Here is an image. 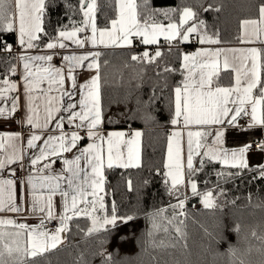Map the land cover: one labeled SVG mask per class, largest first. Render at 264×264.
Returning <instances> with one entry per match:
<instances>
[{
    "label": "snow or ice",
    "instance_id": "6c2138e0",
    "mask_svg": "<svg viewBox=\"0 0 264 264\" xmlns=\"http://www.w3.org/2000/svg\"><path fill=\"white\" fill-rule=\"evenodd\" d=\"M114 2L116 17L100 28L96 22V0H78L83 16L80 23H73L71 30L67 26L60 28L57 35L44 42V37L48 36L44 26L46 10L50 3L55 6V0H0V34H15L25 52L16 57L17 64L9 62L0 79V118L12 117L18 110H23L19 122L26 123L33 130L26 148L19 134L0 135V172L12 164H18L20 168L30 165L29 173L21 183L25 187V196H30V201L26 200L28 210L33 215L40 214L37 226L17 223L14 219H0V264H28V257L55 249L64 242L61 234L69 231L74 218L83 216L91 220L87 235L108 231V226L115 227L118 220L127 223L134 219L133 216H118L115 203L111 214L102 215L106 212L105 172L106 169L141 166L142 132L104 133L98 63L100 51L64 55L63 64L57 67L52 63L55 53L27 55V50L41 47L65 49L69 46L66 41L81 49L89 44L92 48L98 45L130 48L135 39L144 45H158L161 37L170 47L174 46V41L190 42L194 36L201 45L221 43L219 34L210 35L205 21L198 19L197 12L191 7L161 13L168 20L165 25L157 19L155 10L147 15L140 13L136 0ZM203 10L219 11V8L209 5ZM177 11L178 19L174 20L172 16ZM257 11L255 18L240 21L237 39L241 44H264V0H260ZM89 31L90 35L85 34ZM0 51H13L11 45L3 42L2 36ZM161 56L162 52L157 48L153 53L146 50L140 55H131L130 59L153 64ZM21 65L20 81L12 80ZM81 67L95 69L96 75L78 84L74 73ZM164 71L175 72L177 69L165 66ZM179 71L183 79L173 88L170 119L176 130L167 138V157L163 163L164 183L169 194L176 196L177 204L170 205L173 209L171 215L166 214V209H159L149 217L151 228L147 235L154 248H176L186 239L185 220L180 217H186L187 195L182 188L190 187L191 195L199 197L205 208L218 207L219 197L214 190L201 191L194 179L205 163L218 162L241 170L248 168L246 154L251 144L232 151L223 148L224 128H243L239 120L245 116L249 117L248 128L264 127V50L258 47L200 48L183 55ZM222 72L233 74L232 83H220ZM53 122L54 128L50 127ZM65 124L73 130L65 132ZM85 139L87 145L80 147ZM41 141L43 146L37 143ZM260 147L264 151V142ZM26 149L34 150L27 160ZM73 149L79 154L72 159L64 156ZM195 157H205L206 160L201 159L196 167ZM57 161L63 165L59 172L53 168ZM11 174L15 177V168L11 169ZM157 174H160L159 170ZM234 175L239 173H217L218 177ZM259 175L264 178V166H261ZM131 186L129 180V190ZM57 195L62 204L59 214L54 202ZM219 195H224L223 189H219ZM25 210L17 202L16 179H0V213L20 214ZM52 220H58L59 226L46 228L45 224ZM173 231L174 237L171 235ZM235 231H239V226ZM160 233L164 238L157 240ZM252 236L257 237V233L253 231ZM257 239L264 245V235ZM183 246L186 247V243ZM260 251L264 255V247ZM100 257L103 264H111L106 251H102ZM239 264H245V261L241 259Z\"/></svg>",
    "mask_w": 264,
    "mask_h": 264
},
{
    "label": "trees",
    "instance_id": "16d2710c",
    "mask_svg": "<svg viewBox=\"0 0 264 264\" xmlns=\"http://www.w3.org/2000/svg\"><path fill=\"white\" fill-rule=\"evenodd\" d=\"M96 2V22L98 27L103 28L116 17L115 2ZM136 2L140 13L147 15L155 10L157 19L165 25L168 20L161 13L191 7L197 12L198 19L205 21L210 35L219 34L221 43L218 45L232 46L240 43L237 39L240 21L258 15L260 0ZM209 5L219 8V11H204ZM178 16L179 11L172 18L175 20ZM82 19L78 0H55L54 7L50 3L44 24L48 36L44 37V42L57 35L60 28L67 26L71 30L72 24H79ZM0 36L9 45L17 43L15 34ZM193 40L195 43H191ZM191 42H173L171 48L168 43H160L154 48L135 44L130 49L101 52L99 64L104 128L140 129L143 134L139 168L106 169V212L102 215L111 214L112 204L115 203L118 216H133L134 219L121 222L108 231L87 235L90 219L74 218L70 222L65 244L43 255L28 257V264H103L100 257L102 251L111 257V264H239L241 259L245 264H264V255L260 251L264 245L257 239L264 235V178L260 177L258 168L241 170L215 162L205 163L194 179L201 191L214 190L219 197L218 207L207 209L199 197H187L184 207L186 217H180L185 220L183 230L187 235L176 248H154L147 235L151 228L149 217L159 209H166V214L171 215L173 209L170 205L177 204L176 196L169 194L164 183L163 163L167 138L173 127L170 123L173 88L183 79L179 71L182 50L199 46L196 39ZM157 48L162 56L156 63L141 64L130 59L131 55H140L146 50L153 53ZM9 62L17 64L16 55L0 51V79ZM165 66L177 71L165 72ZM158 170L160 174H157ZM218 172L239 175L218 177ZM219 189L224 190V195H219ZM237 226L238 232L235 231ZM253 231L257 237L252 236ZM171 235L174 237L176 234L173 231ZM162 238L164 234L160 233L157 240ZM185 243L186 247L183 246Z\"/></svg>",
    "mask_w": 264,
    "mask_h": 264
},
{
    "label": "crops",
    "instance_id": "0c3cea01",
    "mask_svg": "<svg viewBox=\"0 0 264 264\" xmlns=\"http://www.w3.org/2000/svg\"><path fill=\"white\" fill-rule=\"evenodd\" d=\"M85 34L90 35V31L88 33H85ZM85 34H80V35L83 36ZM16 40H17V43L15 45L19 49V54L16 55V57H17L21 54H25V52L19 46L17 36H16ZM160 41L161 42H159L158 45H160V43H164L162 37H161ZM65 43H67L69 45L65 49H59V48H57L55 50H48L46 48L31 49V50H27L26 54L27 55H42V54H45V52H47L49 54L55 53L52 63L55 66L60 67L63 64L62 56H64V55H73V54L80 55V54L88 53L91 51H97V50L100 51V53H101L102 51H106V50L130 49V48H133L135 44L137 45L139 43V41L136 40L135 44L133 43V46L130 48H128V47H124V48L108 47V48H105L102 45H98L97 48H92L91 45L89 44V45H86L85 48L81 49V48L76 47V45L72 44L70 41H66ZM191 43H195L194 40ZM139 45L146 47V48H148V47L154 48V47L158 46V45H146L145 46L142 43L141 44L139 43ZM198 45H199L198 46L199 48H201V46H203L204 48H211V49H216V48H225V49H228V48H248V47H258V48L262 49L264 47V44H260V43H256V44H241V43H239L237 45H232V46L207 45V44H205V45L198 44ZM229 55H231V54H229ZM17 63H18V61H17ZM86 63L87 62H85V64ZM98 63H99V59H98ZM21 71H22V65L20 67H18L17 74L15 75V78H13L12 80L19 82ZM74 74L77 77V83L82 84V83H85L86 81L90 80L92 76L96 75V71H95V69L89 70L87 67H81V68H77ZM232 77H233L232 73L222 72L221 78H220V83L222 85H228V84L232 83ZM9 95H13V94H9ZM76 98L77 99L79 98L78 95ZM6 106H10V104L6 105ZM22 116H23V110H18V112L16 114H14L12 117L0 118V135L19 134L21 136L22 145L25 146V148H26V141H27L28 137L32 134L33 130L26 123L21 124L19 122L22 119ZM242 118H244V123H241L239 120V124L244 126L241 129L250 131L252 129H257L260 127V126H257V127H253V128H248L247 122L249 120V117L245 116ZM50 127L54 128V122ZM102 127L104 129L105 134L107 132H110V131H124V132L140 131V132H142V130H140V129H133V130H130V129H105L104 124L102 125ZM215 127H218V126H213V128H215ZM235 128L237 129V127H235ZM72 130H73L72 128H70L67 124H65V127H64L65 132H71ZM174 130H176V128L173 126L170 131H174ZM233 130H234V127H225L224 128V137L226 136L228 138V140L231 142V145L227 146L225 143H223V146H226L224 148L228 149L229 151L238 150L239 148H241L245 145L253 144L255 142H260V143L264 142V141H261L260 138H257L255 140H244V138L240 139L239 135L234 133ZM263 135H264V128H263ZM45 138H46V135H45ZM87 142L88 141L86 139L84 141H82L80 144V147H85L87 145ZM37 143H38V145L43 146L42 141L37 142ZM185 147H186V137H185ZM32 151H34V150H27L26 149L25 160H27V157L32 154ZM260 151H261V148L259 150H256V151H248L247 152L246 160H247L248 168L260 169L261 166H264V152L263 151L260 152ZM252 153H256V154L258 153L259 156L256 155L253 157V156H251ZM76 154H79L78 151L76 149H73L72 152L65 153L64 156H66L69 159H72V158H74V155H76ZM166 155H167V151H166ZM201 159L206 160L205 157H195L194 158V166L199 165V161ZM165 160H166V157H165ZM215 163H218V162H215ZM219 164L222 166L228 167V166L223 165L221 163H219ZM13 168L21 169L24 171V176L22 178V180H24L25 177L29 173L30 165H26L24 168H20L18 166V164L9 165L8 168H6L3 172H0V179H7L6 174L9 171H11V169H13ZM53 168L57 172H59L63 168V165L60 161H57L53 165ZM21 181L17 182V202L20 204V206L22 208H25L26 210L20 214L8 213V212L0 213V219H14V220H16L17 223H26L30 226H37L40 223V219H39L40 214L37 213V214L33 215V214H31L30 210H28L29 205L26 203V200L30 201V196H27V197L25 196V187L22 185ZM169 183H170V181H169ZM185 194L187 195V197L192 196L191 192H190V187H188L187 192ZM54 202L56 205L55 211H56V213L59 214L60 212H62L61 198L57 195L56 197H54ZM81 217H83V216H81ZM61 236H62L64 242L62 244L57 245V247L55 249L60 248L65 244L67 232L62 233ZM55 249H51L50 251L55 250ZM45 253H47V252H45ZM45 253H43V254H45ZM43 254H41V255H43ZM38 256H40V255H38Z\"/></svg>",
    "mask_w": 264,
    "mask_h": 264
},
{
    "label": "rangeland",
    "instance_id": "374dc122",
    "mask_svg": "<svg viewBox=\"0 0 264 264\" xmlns=\"http://www.w3.org/2000/svg\"><path fill=\"white\" fill-rule=\"evenodd\" d=\"M191 22V21H190ZM189 22V23H190ZM194 39H195V36L193 37ZM192 38V39H193ZM191 39V40H192ZM136 40L137 41H139V43L141 44V42H140V40L139 39H135L134 40V44H135V42H136ZM191 40H190V42H191ZM164 41V40H163ZM161 42V41H160ZM175 42V41H174ZM190 42H183V43H190ZM138 43V44H139ZM164 43H166L165 41H164ZM146 46V45H145ZM151 48H153V47H151ZM171 48V47H170ZM201 48H204L203 46H201ZM198 49H200L199 47L197 48V50ZM196 50V51H197ZM193 52H189V51H187L186 49H184L183 48V50H182V57H183V55L184 54H192ZM263 128L264 127H259V128H257V129H252V130H250V131H248V130H243V129H241V127H237V129L234 127V130H233V132L234 133H236L237 135H239V138L240 139H243L244 138V140H255V139H257V138H260L261 139V141H264V135H263ZM171 133H172V131H170V134L169 135H171ZM241 134V135H240ZM210 139H212L211 137H210ZM141 142H142V138H141ZM223 143H225L227 146H230L231 145V142L228 140V138L225 136H223V138H222V147L224 148V147H226V146H223ZM203 151V150H202ZM260 152H262V151H260ZM264 152V151H263ZM185 155H186V153H185ZM256 155H258V153L256 154V153H252L251 154V156H256ZM259 156V155H258ZM166 157H167V155H166ZM187 189H188V187H185V188H182V190L181 191H183L184 193H186L187 192ZM91 221V220H90ZM122 221H120V220H118L117 221V224H119V223H121ZM91 227V226H90ZM108 228L110 229V228H113V226H108Z\"/></svg>",
    "mask_w": 264,
    "mask_h": 264
},
{
    "label": "built area",
    "instance_id": "2783aa9c",
    "mask_svg": "<svg viewBox=\"0 0 264 264\" xmlns=\"http://www.w3.org/2000/svg\"><path fill=\"white\" fill-rule=\"evenodd\" d=\"M12 46V49L13 51L11 52V54H14V55H17L19 54V49L16 45H11ZM137 46H140L139 44H137ZM197 46H193V47H189L187 48L186 50L189 51V52H194L197 50ZM7 53V52H5ZM10 54V53H9ZM240 122L241 123H244V118H241L240 119ZM261 147H260V142H255L253 144H251V147L249 148L248 151H256V150H259ZM7 179H16V182L18 181H21L23 176H24V171L21 170V169H16V175L15 177L12 176L11 174V171H9L7 174ZM200 207V206H198ZM59 226V222L57 220H52L51 222L49 223H46L45 224V227L48 228V229H54L55 227H58Z\"/></svg>",
    "mask_w": 264,
    "mask_h": 264
}]
</instances>
